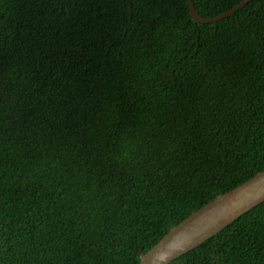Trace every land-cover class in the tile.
<instances>
[{
  "label": "trees",
  "instance_id": "1",
  "mask_svg": "<svg viewBox=\"0 0 264 264\" xmlns=\"http://www.w3.org/2000/svg\"><path fill=\"white\" fill-rule=\"evenodd\" d=\"M263 166L264 0H0V264H138ZM169 264H264V199Z\"/></svg>",
  "mask_w": 264,
  "mask_h": 264
},
{
  "label": "water",
  "instance_id": "2",
  "mask_svg": "<svg viewBox=\"0 0 264 264\" xmlns=\"http://www.w3.org/2000/svg\"><path fill=\"white\" fill-rule=\"evenodd\" d=\"M248 0H242L226 12L204 18L197 12L193 0H187L191 17L202 23L220 20ZM264 199V166L200 206L173 225L152 247L144 252L138 264H169L207 239L215 236L241 214Z\"/></svg>",
  "mask_w": 264,
  "mask_h": 264
}]
</instances>
